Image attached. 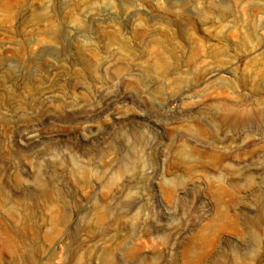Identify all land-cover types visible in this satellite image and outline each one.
Masks as SVG:
<instances>
[{
    "label": "rangeland",
    "instance_id": "rangeland-1",
    "mask_svg": "<svg viewBox=\"0 0 264 264\" xmlns=\"http://www.w3.org/2000/svg\"><path fill=\"white\" fill-rule=\"evenodd\" d=\"M0 264H264V0H0Z\"/></svg>",
    "mask_w": 264,
    "mask_h": 264
}]
</instances>
